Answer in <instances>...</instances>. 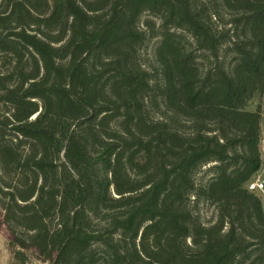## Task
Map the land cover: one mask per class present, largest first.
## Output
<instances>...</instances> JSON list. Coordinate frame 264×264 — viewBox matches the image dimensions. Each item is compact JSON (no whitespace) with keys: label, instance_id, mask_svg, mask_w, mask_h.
Listing matches in <instances>:
<instances>
[{"label":"trees","instance_id":"1","mask_svg":"<svg viewBox=\"0 0 264 264\" xmlns=\"http://www.w3.org/2000/svg\"><path fill=\"white\" fill-rule=\"evenodd\" d=\"M146 12L161 19L151 71ZM263 91L264 0H0V211L15 258L264 264V208L246 187L261 167L248 103Z\"/></svg>","mask_w":264,"mask_h":264},{"label":"rangeland","instance_id":"2","mask_svg":"<svg viewBox=\"0 0 264 264\" xmlns=\"http://www.w3.org/2000/svg\"><path fill=\"white\" fill-rule=\"evenodd\" d=\"M150 20L154 23V28L152 30H147V38L143 45L140 47L138 51V57L140 63L148 70L156 69L158 67L157 61L155 59V50L159 45V41L161 40V19L158 15H153L150 13H144L140 18V27L145 29L144 21ZM228 59V58H227ZM262 101H264V91L259 94L255 95L253 99L248 103V108L250 110L256 109L260 104L262 105ZM261 107V106H260ZM263 114L261 117V124H262V138L260 139L261 148L264 152V111H261L260 115ZM264 159V153H263ZM213 163H208L205 166L201 167L196 174V178L198 180L207 179L211 176V171H209V167ZM264 179V161H263V170L260 174L252 177L250 181L255 180L256 178ZM249 181V182H250ZM248 182V183H249ZM246 183V187L248 185ZM254 193L260 197L263 208H264V190L254 191ZM192 199V198H191ZM195 204L191 203V206ZM194 211L199 216L200 220L203 223H207L212 221L216 217V209L213 205L206 203L205 201H200L195 207ZM2 213L0 211V264H22L19 262L14 256V248L10 245V235L2 223ZM27 260L25 264H47L41 258L37 251L34 249L26 250Z\"/></svg>","mask_w":264,"mask_h":264},{"label":"built area","instance_id":"3","mask_svg":"<svg viewBox=\"0 0 264 264\" xmlns=\"http://www.w3.org/2000/svg\"><path fill=\"white\" fill-rule=\"evenodd\" d=\"M248 189L250 191H260L262 192L264 190V179L256 178L253 181H250L247 185Z\"/></svg>","mask_w":264,"mask_h":264},{"label":"crops","instance_id":"4","mask_svg":"<svg viewBox=\"0 0 264 264\" xmlns=\"http://www.w3.org/2000/svg\"><path fill=\"white\" fill-rule=\"evenodd\" d=\"M261 106V107H260ZM260 113H261V111H264V101H262V105L260 104ZM249 109V108H248ZM250 110V109H249ZM255 110V109H254ZM261 117H263V114H261V116H260V139L262 138V124H261ZM261 146V144H260V142H259V149H260V155H261V167H260V169L252 176V177H254V176H256V175H258V174H260L261 172H262V170H263V161H264V159H263V150H262V146Z\"/></svg>","mask_w":264,"mask_h":264}]
</instances>
